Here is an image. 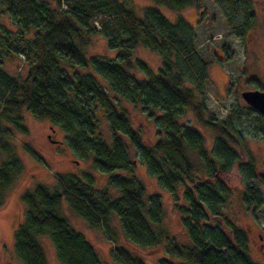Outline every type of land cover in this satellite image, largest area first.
Segmentation results:
<instances>
[{
    "label": "trees",
    "instance_id": "obj_1",
    "mask_svg": "<svg viewBox=\"0 0 264 264\" xmlns=\"http://www.w3.org/2000/svg\"><path fill=\"white\" fill-rule=\"evenodd\" d=\"M153 1L175 11L197 2ZM238 1L216 0L230 16L231 28L242 36L240 22H232L245 8ZM2 13L8 14L15 29L0 27V206L4 189L23 169L9 138L14 129L27 132L25 111L63 130L70 146L109 173L108 184L118 190L112 195L105 189L98 196L91 179L85 182L64 174L56 176V190L39 184L25 192V216L14 233L16 255L23 263L48 264L38 242V237L48 235L61 264H101L95 247L62 216L65 201L91 228L111 236L110 218L117 215L129 242L148 252L161 248L174 259L162 258L159 264H254L245 231L227 217L232 189L226 181L236 167L243 203L256 211L264 206V167L259 169L248 156L240 160L231 119L206 116L198 94L207 80L208 63L193 62L194 27L181 18L171 23L154 8H145L139 16L123 0H0ZM98 18L99 27L94 21ZM97 35L116 52L115 59L86 55L84 48ZM141 45L162 58L156 73L136 56ZM21 56L26 71L14 78L5 60H22ZM134 70L147 77L135 78ZM121 99L154 119L157 142H143ZM188 109L200 126L217 135L211 151L203 134L184 118ZM189 150L196 152L201 168L193 164ZM132 153L162 188L175 195V212L184 231L181 241L163 228L161 197L147 196L134 174L137 160ZM118 170L129 175L115 173ZM116 250L123 264H144L126 248Z\"/></svg>",
    "mask_w": 264,
    "mask_h": 264
},
{
    "label": "rangeland",
    "instance_id": "obj_2",
    "mask_svg": "<svg viewBox=\"0 0 264 264\" xmlns=\"http://www.w3.org/2000/svg\"><path fill=\"white\" fill-rule=\"evenodd\" d=\"M123 1L139 16H143L145 8H154L171 23H176L181 18L194 27L193 36L197 58H194L193 62L197 66H200L198 60L208 63L207 80L200 84L202 92L197 93L198 99L205 103V114L217 121L231 119L236 127L231 134L239 142V146L235 149L240 160H245L248 156L259 169L263 168L264 117L252 110L241 97V92L249 89L264 90V27L257 25L253 32H242L243 38L239 39L237 32L228 26L229 20L225 9L212 0H197L196 8L190 6L181 11L157 5L153 0ZM257 3L259 4L258 0H255L256 13L258 19L263 22L264 16L262 17ZM200 10H204L205 14L196 25L195 20ZM249 13V11L236 13L232 22L241 21L243 14L248 16ZM99 19L94 20L98 27ZM258 19L257 22H259ZM207 20L208 23L205 22ZM0 27L10 31L15 29L7 13L0 14ZM84 52L88 57L116 58V52L109 50L105 40L99 35L91 37V44L84 48ZM223 53L227 60L219 61L218 58L223 57ZM136 56L149 65L155 73L162 65L160 55L142 45L137 48ZM22 61L23 59L18 57L5 60V68L14 78L22 77L26 71V64ZM132 75L138 79L147 77L138 70H134ZM187 85L191 87V84ZM120 103L127 112L132 128L140 133L143 142L145 144L157 142L158 128L154 119L144 114L139 106L125 99H121ZM184 118L203 134L205 146L211 151L217 135L211 129L200 126L190 109ZM4 123L10 125L6 121ZM24 125L27 128L26 133L14 129L13 136L9 138L15 144L16 152L23 163V169L3 192L5 199L0 206V264H25L17 257L14 247L15 230L25 216V205L22 200L25 192L33 191L39 184L56 190L58 186L56 176L65 174L75 176L85 182L92 180V187L98 196H101L105 189H108L112 195L118 194V190L108 184L110 174L94 167L91 157L85 158L76 152L68 143L63 130L52 126L47 120L34 118L26 111L24 112ZM102 130L107 133L108 127L103 125ZM187 153L193 164L201 168V161L196 152L189 150ZM132 157L137 160L134 174L144 184L147 196L159 194L161 197L164 208L163 228L171 237H176L181 241L184 231L179 223L177 212H175V195L159 185L158 180L147 171L138 156L132 153ZM115 173L129 175L120 170ZM226 182L232 189V195L225 210L227 217L244 231L264 232V206L256 211L252 207L245 206L242 199L243 187L236 167L232 169L231 177ZM262 192L264 194V188ZM177 194L181 198V189L177 191ZM62 216L95 247L101 264H123L117 254V247L126 248L144 264H159L162 258L174 260L168 257L161 248L155 252H148L147 249L129 242L115 214H112L109 222L113 236L104 230L91 228L68 207L65 201L62 204ZM38 242L48 264H61L50 236L42 235L38 237Z\"/></svg>",
    "mask_w": 264,
    "mask_h": 264
},
{
    "label": "flooded vegetation",
    "instance_id": "obj_3",
    "mask_svg": "<svg viewBox=\"0 0 264 264\" xmlns=\"http://www.w3.org/2000/svg\"><path fill=\"white\" fill-rule=\"evenodd\" d=\"M212 1L216 2V0H212ZM258 2H259V4L257 3L258 4L257 6H259V9L261 11V15L263 17L264 16V0H258ZM238 3L245 6V8H244L245 12L244 13H247L248 11L250 12L248 14V16L243 14L242 20L239 21L240 22V27H239L240 30H244V32L250 33V32H253L255 30L257 25H258V27H264V20L262 22L258 19L259 17L256 13L257 10H256L255 0H239ZM193 6L195 8L197 7L196 5H193ZM242 12L243 11H240L239 13H242ZM204 14H205L204 10H200L197 13L198 18L195 20L196 25L201 21ZM228 18L230 19V16ZM257 19L259 20V22H257ZM205 22L208 23L209 21L207 20ZM228 26L231 27L230 24ZM237 37L239 39H241V38H243V35L237 36ZM215 54L217 55V53H215ZM226 58L227 57L223 53V57H219L218 59H219V61H226L227 60ZM249 90H261V89H249ZM261 91H264V90H261ZM243 235L245 236V239H246L245 244H246V247L248 250V255H249L251 261L254 264H264V232H262V231H257V232L256 231H245L243 233Z\"/></svg>",
    "mask_w": 264,
    "mask_h": 264
},
{
    "label": "water",
    "instance_id": "obj_4",
    "mask_svg": "<svg viewBox=\"0 0 264 264\" xmlns=\"http://www.w3.org/2000/svg\"><path fill=\"white\" fill-rule=\"evenodd\" d=\"M243 100L264 117V91L248 90L241 93ZM78 164V162H76Z\"/></svg>",
    "mask_w": 264,
    "mask_h": 264
},
{
    "label": "built area",
    "instance_id": "obj_5",
    "mask_svg": "<svg viewBox=\"0 0 264 264\" xmlns=\"http://www.w3.org/2000/svg\"><path fill=\"white\" fill-rule=\"evenodd\" d=\"M22 59H24L22 56H21Z\"/></svg>",
    "mask_w": 264,
    "mask_h": 264
}]
</instances>
